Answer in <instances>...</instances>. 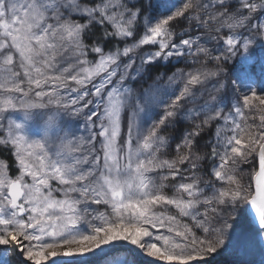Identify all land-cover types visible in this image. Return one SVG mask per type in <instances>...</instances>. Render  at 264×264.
<instances>
[{"label":"snow or ice","instance_id":"obj_1","mask_svg":"<svg viewBox=\"0 0 264 264\" xmlns=\"http://www.w3.org/2000/svg\"><path fill=\"white\" fill-rule=\"evenodd\" d=\"M0 130V264H264V0H0Z\"/></svg>","mask_w":264,"mask_h":264},{"label":"trees","instance_id":"obj_2","mask_svg":"<svg viewBox=\"0 0 264 264\" xmlns=\"http://www.w3.org/2000/svg\"><path fill=\"white\" fill-rule=\"evenodd\" d=\"M87 2L89 4H91L93 2V0H87ZM184 26H186V25H178V30H180V28H182ZM110 43H108V44H110ZM108 44L106 45V47L108 46ZM113 46L114 45H111L108 48H112ZM174 63L175 62H173V64ZM181 67H183V65H181ZM170 68H172L174 70L173 65H168V64H164V63H158V64H155V65L151 66L150 74L152 76H156L158 74V72L159 73L168 72ZM143 71L144 70H142V72ZM145 78H147V76H145ZM135 86L139 87V84H136ZM189 127H190L189 123L181 121V122L177 123V126H171L169 128L168 132L166 133V135L170 138V144H171V147L169 149V156L172 155V148H174L175 143L180 140V138L184 135V133L187 131V129ZM203 135H204V139H202L200 141L201 145H204L208 139H211V130H209L208 132L204 133ZM7 157L10 158L11 157L10 154H8ZM211 163H212V161L208 160V159H206V160L201 162V171H202V173L209 171ZM246 166L243 165L242 166L243 169ZM171 182L172 181H169V183H171ZM173 211H175V210L173 209ZM186 219L187 218H185V220ZM215 264H227V262L225 260H223V259H219Z\"/></svg>","mask_w":264,"mask_h":264},{"label":"rangeland","instance_id":"obj_3","mask_svg":"<svg viewBox=\"0 0 264 264\" xmlns=\"http://www.w3.org/2000/svg\"><path fill=\"white\" fill-rule=\"evenodd\" d=\"M6 115L15 116L14 118L18 122H24V117H23L22 114H19V113L16 114V113H13V112L10 111L9 113H6ZM60 118H61V116H60ZM77 118H80V117H73V120H76ZM248 122L249 123H253V121L251 119ZM5 123H6V121H5ZM42 123H43V120L39 119V116H37V114H34L32 120L27 122L26 128H25V134L28 136L29 139H39V138H41V136H42V132H41ZM255 124H257V125L259 124V116L258 115L256 117ZM72 128H73V126L69 125L64 130H62V134H63L64 131H68V132H70L72 134H80L82 129H84V120L83 119L81 120V123L79 124V127H76L74 130H71ZM58 131H60V127H59ZM3 135H4L3 132L0 133V136H3ZM241 168H242V165H241ZM251 169H252V166L247 164V166L243 170H245V172H248V171H251ZM256 256L258 257L257 260H261L259 254H257ZM147 259H151V258H147ZM223 259L229 261L231 258L230 257H223ZM213 263H215V261Z\"/></svg>","mask_w":264,"mask_h":264}]
</instances>
